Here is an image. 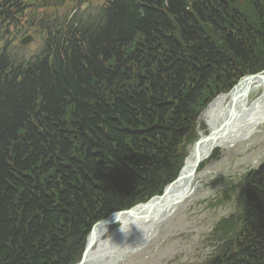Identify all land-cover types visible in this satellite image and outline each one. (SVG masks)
<instances>
[{"label":"trees","instance_id":"trees-1","mask_svg":"<svg viewBox=\"0 0 264 264\" xmlns=\"http://www.w3.org/2000/svg\"><path fill=\"white\" fill-rule=\"evenodd\" d=\"M100 1L85 21L0 0V264H78L98 222L178 178L212 101L264 71V0ZM23 30L43 47L17 63ZM239 189L206 264H264V163Z\"/></svg>","mask_w":264,"mask_h":264},{"label":"rangeland","instance_id":"rangeland-1","mask_svg":"<svg viewBox=\"0 0 264 264\" xmlns=\"http://www.w3.org/2000/svg\"><path fill=\"white\" fill-rule=\"evenodd\" d=\"M80 1L62 0L66 7L64 14L74 10ZM101 4L99 0H92L79 5L72 13L91 20L99 13ZM28 35L33 39L28 47L18 46L19 40L25 37L22 35L9 50V56L17 63L35 57L42 49L41 37L34 33ZM204 124L200 120L199 127ZM202 132L208 134L206 126ZM202 132L199 128V135ZM214 152L196 174L200 185L195 195L150 238L132 246L117 264H206L216 253L220 244L213 234L215 225L239 210V183L243 175L264 162V126L249 140Z\"/></svg>","mask_w":264,"mask_h":264},{"label":"bare ground","instance_id":"bare-ground-1","mask_svg":"<svg viewBox=\"0 0 264 264\" xmlns=\"http://www.w3.org/2000/svg\"><path fill=\"white\" fill-rule=\"evenodd\" d=\"M244 90L237 88L219 95L208 106L200 118L205 123L203 127L206 126L208 134L205 135L200 130L205 135L200 133V136L205 138L208 135H217V138L192 148L185 163L186 170L191 168L198 154L200 158H205L212 148V152L217 149H230L237 143L249 140L264 126V82L255 79ZM199 185L195 173L191 183H176L164 199L152 201L146 208L139 207L136 215H123L112 225L97 227L92 237L95 240L94 246L84 264L120 262L132 246L150 238L161 225L174 217L195 195ZM184 193L186 197L180 202L179 198Z\"/></svg>","mask_w":264,"mask_h":264},{"label":"water","instance_id":"water-1","mask_svg":"<svg viewBox=\"0 0 264 264\" xmlns=\"http://www.w3.org/2000/svg\"><path fill=\"white\" fill-rule=\"evenodd\" d=\"M30 42H31V39L28 37V38H25L24 40H22L20 42V45L21 46H27ZM255 79L261 80V81L264 82V71L259 73V74H256V75L246 76V77L242 78L239 81V83L233 88V90L237 89V88H240V90L241 89L244 90L245 88H249L252 85V82ZM216 138H217V135H208L205 138H201L195 144L194 147L201 146L206 141H210V140L214 141ZM212 151H213V148H212L211 152ZM211 152L205 158H200V156L198 154L196 156V158L194 159L193 165L191 166V168L189 170H186L185 166H184V168L182 169V171H181L179 177L177 178V180L174 183L170 184L169 186H167L165 188L162 196L154 197L148 203L142 204V205H138V206L134 207L131 210L113 214L107 220L97 223L92 229V232H91V234H90V236L88 238V242H87V245H86L85 252L83 254V257H82L81 261L78 264H84L86 262V259H87L88 255H89L90 251L92 250V248L94 246V243H95V240L92 239V237H93V232H94V230L97 227H107L109 225H112L113 223H115V222H117L119 220L120 216H123V215H127V216L136 215V210L139 207L146 208V207H148L151 204L152 201H155V200L161 201L162 199H164L171 192L172 188L175 186L176 183H179V182H183L185 184L188 183V182L191 183L193 181V179H194V176H195V173L197 171V168H198L199 164L202 163L203 161L207 160L208 158H210V156L212 155ZM185 197H186L185 193L182 194L181 197L179 198V201L180 202L183 201V199H185Z\"/></svg>","mask_w":264,"mask_h":264}]
</instances>
